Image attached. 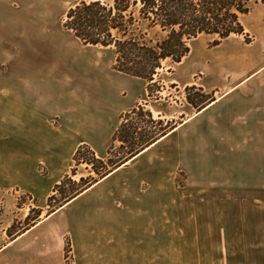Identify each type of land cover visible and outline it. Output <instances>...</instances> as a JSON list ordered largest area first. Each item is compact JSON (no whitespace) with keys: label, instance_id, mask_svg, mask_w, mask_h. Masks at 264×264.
Wrapping results in <instances>:
<instances>
[{"label":"crops","instance_id":"crops-1","mask_svg":"<svg viewBox=\"0 0 264 264\" xmlns=\"http://www.w3.org/2000/svg\"><path fill=\"white\" fill-rule=\"evenodd\" d=\"M36 1L0 0V196L45 199L65 178H86L70 176L79 148L109 158L135 108L151 126L129 130H150L152 144L0 248V264H65L67 236L80 264H180L169 231L188 206L192 264H264V9L254 42L230 37L172 82L201 94L191 104L185 93L152 101L149 82L120 72L123 84L100 79L96 47L70 31L26 30L25 2L30 12ZM42 165L64 168L42 185ZM180 169L190 191L180 190Z\"/></svg>","mask_w":264,"mask_h":264},{"label":"trees","instance_id":"trees-1","mask_svg":"<svg viewBox=\"0 0 264 264\" xmlns=\"http://www.w3.org/2000/svg\"><path fill=\"white\" fill-rule=\"evenodd\" d=\"M259 4H264V0H81L68 11L64 28L84 45L114 50L113 69L149 82L151 96V83L158 71L164 68V63L180 64L189 55L192 40L202 35L211 36L216 38L212 45L216 47L232 36L245 35L247 43H251L253 40L245 33L242 17ZM191 90L194 88L187 89L188 101L193 104ZM137 111L144 112L142 107L135 108L126 117ZM124 130L125 125H122L114 141L129 147L120 161L109 159L112 168H105V161L97 159L87 145L79 148L76 160L92 164L99 178H104L152 144L151 139L135 138V132L125 133ZM84 151L90 152L93 158L79 160ZM66 199L69 202L73 198ZM70 248L68 245V251Z\"/></svg>","mask_w":264,"mask_h":264},{"label":"rangeland","instance_id":"rangeland-1","mask_svg":"<svg viewBox=\"0 0 264 264\" xmlns=\"http://www.w3.org/2000/svg\"><path fill=\"white\" fill-rule=\"evenodd\" d=\"M81 0H37L35 6L32 11H28L27 2L25 5V14H26V30L28 31H38V30H46L50 33H57L61 31H68L64 28V20L68 11L75 7L80 3ZM106 2H110L112 0H103ZM261 9H264L263 4H259L255 6L252 12L246 16L242 17V24L245 28V33L250 35V38L255 41L256 39V24L257 18L259 17V12ZM33 15L34 17L40 20L39 25L31 26L28 22V17ZM263 16V15H262ZM246 29L248 30L246 32ZM71 32V31H70ZM216 38L211 36L202 35L199 38L192 40L189 43L190 53L189 55L183 59V61L178 64L171 66L169 63H164V68L159 70V74L155 77V82L151 83V98L152 101L155 100V97H168V96H179L180 101L184 100L182 95L186 94V98L188 100V91L187 89L184 92L177 93L178 90L174 89L172 86V82L176 80H185L190 77V73L194 68L195 63L197 65H201L204 63L205 59L194 60L195 55H208L210 51H214L215 47H213V42ZM232 39L240 40L244 44L247 43V37L241 36L240 38L237 36H232ZM251 42V43H252ZM250 44V43H249ZM91 46V45H89ZM92 55L98 60V66L103 70L100 73V79H105L106 77H114L118 78V81L123 84V81L129 78H125L120 75L117 71L113 69V65L115 64L116 55L114 50L110 48L96 47L93 48ZM172 69V70H170ZM95 77V75H92ZM190 97L194 99L200 98L199 92H194L193 90L189 91ZM185 102V101H184ZM189 102V101H188ZM147 112H137L133 119L129 122L130 128L133 127V124H140L142 127H150L149 119L146 117ZM125 125V124H124ZM129 128V129H130ZM125 128V133L135 132L133 130H129ZM150 130L140 131V137H145L149 135ZM139 135H134L137 138ZM139 137V138H140ZM121 142V141H120ZM128 145L122 146V143H117L116 148L111 153L109 158H107L105 163L107 166L105 168H112L109 164V159H112L113 162H118L123 159L128 150ZM93 157L90 155V152L87 151L82 152V155L78 158L82 159H92ZM75 163L74 167L70 172V176L74 175H85L86 178H77L78 181L74 182L72 179L65 178L60 185V189H54V194L45 199L37 200L33 198V196L28 192H19L17 190L10 191L5 193L4 196H0V248L6 246L10 241L14 240L21 234L30 230L32 227L36 226L39 222L51 216L53 213L51 211L59 210L64 204L68 202V200H64V198H74L82 191V188L87 186L92 180L98 179L99 176L93 169L92 164L84 163L82 161L76 160L74 157ZM84 164V165H83ZM86 164V166H85ZM97 168L101 171L102 169L99 165H96ZM64 167H54V166H46L42 165L39 169V177L41 184H45L54 180L58 177L63 170ZM92 173L90 176H87L88 173ZM189 174L181 171L180 169V190H191V182H189ZM83 180V181H82ZM57 187V186H56ZM77 192V193H76ZM73 195V196H72ZM72 196V197H71ZM185 204L191 205V198L182 199ZM41 207V208H37ZM191 206L186 207L188 210L180 214V230L170 229V241H169V255L170 260L180 258V264H192V251H193V241H192V228H191ZM25 209V211L22 209ZM30 208V209H29ZM29 209V210H28ZM190 209V210H189ZM54 212V213H55ZM29 217V221H28ZM67 246H66V254H65V264H80L79 261V252L76 254L73 252L72 242L70 236L66 237ZM68 245L71 246L68 251ZM171 263V262H170ZM174 263V262H173Z\"/></svg>","mask_w":264,"mask_h":264}]
</instances>
